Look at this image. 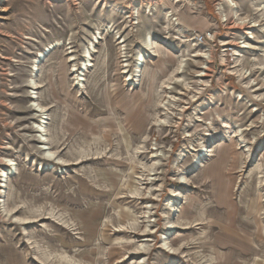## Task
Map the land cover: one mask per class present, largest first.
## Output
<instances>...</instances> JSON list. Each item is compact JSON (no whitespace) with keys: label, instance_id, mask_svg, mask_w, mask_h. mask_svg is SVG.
<instances>
[{"label":"rangeland","instance_id":"374dc122","mask_svg":"<svg viewBox=\"0 0 264 264\" xmlns=\"http://www.w3.org/2000/svg\"><path fill=\"white\" fill-rule=\"evenodd\" d=\"M234 2L0 0V264H264V0Z\"/></svg>","mask_w":264,"mask_h":264},{"label":"bare ground","instance_id":"6f19581e","mask_svg":"<svg viewBox=\"0 0 264 264\" xmlns=\"http://www.w3.org/2000/svg\"><path fill=\"white\" fill-rule=\"evenodd\" d=\"M225 3L229 6L230 14L232 15L233 18H236V21L238 22L237 24L240 25L239 27H243V25H245L246 22L248 24V21H246V20L250 16V13H249V16L248 17L246 16L245 18H240V17H238V5H237V3L234 2V0H225ZM262 5L263 4L256 5L257 8L256 7H253V8H256V9L259 10L262 7ZM262 11H263L262 17H264V7H263ZM138 17H139V15H138ZM138 22H139V19H138ZM257 23H258V21H255V20L253 22H250L251 28L256 27L257 26ZM98 34L100 35V32ZM92 37L94 39L91 41L90 46L86 47L84 49V51H83L84 54H83V61H82L81 67L78 69L77 68V65H75L74 66L75 68L72 70L73 72H78L79 70L81 72H86L92 66V54L95 52L94 42H97L98 41L99 36H97V34H94V36H92ZM138 40L143 45L144 49H147V50L149 49L152 52V54H151L152 56H155L156 55L155 54V51L153 50V48H154L153 47V39H152V37L149 34H147V33L140 34ZM243 44H244V46H242L241 48H244V49H250V48H252V45H251L250 42H243ZM60 45H61L60 43L59 44H53L49 48V52L52 51V50H54L56 47H58ZM194 56L195 57H197V56L200 57L201 55L200 54H196ZM202 56H204V55H202ZM206 56H207V54H206ZM149 57H150V55H149ZM182 57H183V55H181V57H180V59H179V61L177 63V66L173 69V71H172V74L173 75L175 73L180 74V75H182L184 73L183 70L185 69V67L187 65L186 64L187 59H184ZM43 58H45V54L44 53H42V55L40 56L39 61L41 59H43ZM146 58H147V56L144 53H142L141 51L137 53L136 58H135V64H134V67L132 69V72H133L135 78L136 77H140L139 74L142 71L143 64L146 62ZM70 61L71 62L72 61H75V59L73 58ZM36 63H38V62H36ZM206 68H208V67H206ZM196 73H197V77L206 75V73H203L200 70L199 71H196ZM237 73H239V76H242L244 78H248L249 69L243 68L242 70L237 71ZM77 80H78V83L76 84V86H78V87L79 86L80 87L83 86L82 83H83L84 80L82 79V77H81V79H79V77H78ZM175 81L176 82H179L180 80L176 79ZM29 86L30 87H33L35 89L36 88V82L34 80H30L29 81ZM31 108H33L32 110L35 112V117L37 119L39 118V121L37 123H35L34 126H33V128L36 131L35 141L40 144V145H38L39 147H37L38 149H36V150L42 152L44 158L46 160H48V161H53V162H55L58 165H68L69 161L66 160V159H63L62 157H60L59 151L58 150H55V149H52L50 147L49 142H47V138H46V136H47L46 135V120H47V117L46 116H47V114H46L45 107H43L39 103L35 102V103H33L31 105ZM165 122H166V120L159 121V123H165ZM4 163L8 167V170H5V171L2 172V178H3L2 179V182H4V183L1 186L6 187L7 186L8 177L9 176H13L14 174H16V172H17V165L12 160H10V159H4ZM181 181L182 182H185L186 180H185L184 177H181ZM2 211H3V214L6 217H12V214L14 212V209L13 208H11V209L9 208L8 209V208L5 207V205H3L2 206ZM31 221L32 220H30L29 218H25V217H16L15 220H14L15 224H17V225H20V224H31ZM149 232H150V230H149ZM143 246L144 245L142 244V245L138 246L137 248L143 247Z\"/></svg>","mask_w":264,"mask_h":264},{"label":"built area","instance_id":"2783aa9c","mask_svg":"<svg viewBox=\"0 0 264 264\" xmlns=\"http://www.w3.org/2000/svg\"><path fill=\"white\" fill-rule=\"evenodd\" d=\"M195 39V42L197 44H201L203 42V37L202 36H199V35H196V38Z\"/></svg>","mask_w":264,"mask_h":264}]
</instances>
